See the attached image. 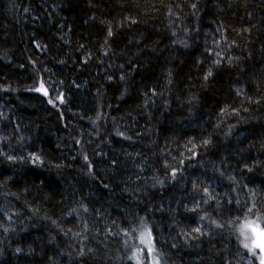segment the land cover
<instances>
[{
	"label": "trees",
	"instance_id": "trees-1",
	"mask_svg": "<svg viewBox=\"0 0 264 264\" xmlns=\"http://www.w3.org/2000/svg\"><path fill=\"white\" fill-rule=\"evenodd\" d=\"M263 142L264 0H0V264H248Z\"/></svg>",
	"mask_w": 264,
	"mask_h": 264
},
{
	"label": "rangeland",
	"instance_id": "rangeland-1",
	"mask_svg": "<svg viewBox=\"0 0 264 264\" xmlns=\"http://www.w3.org/2000/svg\"><path fill=\"white\" fill-rule=\"evenodd\" d=\"M262 217H264V215L263 216L258 215V216H255L253 218H246V219H244V221H242L244 223L241 222L242 224L241 223L239 224V228L243 224H245L247 221H255L256 223L252 224L250 227L251 228H255L256 229V232H257L258 230H260L261 228L264 227V225H263L264 224V219H260ZM145 225L151 231V229L148 226V224L145 221H143L142 224H139L136 233H133L135 235H133L132 233H127L126 234V237H124V240H123V244L125 245L126 251H129V257L130 258L133 257V254L134 253L137 254L138 259L137 258H131L132 262H134L136 264H159L158 261H160V259H159V257L157 255H155V253H156L155 251L156 250H155V247H154L153 237H152V247H153V251L151 253L149 252V248L145 244H142L140 242V233L143 230V228H144ZM248 234L250 236H252V232L251 231ZM130 238H132V240L134 242ZM131 241H132V243H131ZM247 253H248L247 255L249 257L248 264H255V260L254 259H256V261L259 262V258H258L257 252H256V255H252L247 250ZM155 256H157V258ZM258 262H257V264H258ZM160 264H163V263L161 262Z\"/></svg>",
	"mask_w": 264,
	"mask_h": 264
},
{
	"label": "snow or ice",
	"instance_id": "snow-or-ice-1",
	"mask_svg": "<svg viewBox=\"0 0 264 264\" xmlns=\"http://www.w3.org/2000/svg\"><path fill=\"white\" fill-rule=\"evenodd\" d=\"M211 75V73H209ZM37 91H40V89H37ZM47 94V93H45ZM49 103H52L50 100ZM201 219H204V217H201ZM264 219V217L260 218ZM215 223V222H213ZM256 223L255 221H247L245 224H243L239 228L240 235L243 237L241 240L242 246L248 250L249 253L252 255H256V249L259 248L261 252H264V230H261L259 233V240L255 239L254 237L257 235L256 229L251 228L250 226L252 224ZM217 227H220V225H217ZM258 227V226H257ZM194 231H199V229H194ZM249 231L252 232V236H250L248 233ZM140 242L142 244H145L149 248V252L151 253L153 251L152 247V233L145 225L143 230L140 233ZM131 258H137L138 256L136 253L133 254V257ZM260 264H264V257L261 258Z\"/></svg>",
	"mask_w": 264,
	"mask_h": 264
},
{
	"label": "bare ground",
	"instance_id": "bare-ground-1",
	"mask_svg": "<svg viewBox=\"0 0 264 264\" xmlns=\"http://www.w3.org/2000/svg\"><path fill=\"white\" fill-rule=\"evenodd\" d=\"M35 4H36V3H35ZM39 7H40V6H39ZM42 9H43V8H42ZM42 11H43V10H42ZM45 13H47V12L45 11ZM171 13H172V12H171ZM47 15H48V14H47ZM44 17H45V16H44ZM48 19H49V18H48ZM48 19H47V20H48ZM68 29H69V28H68ZM66 31H67V29H66ZM65 36H66V35H65ZM157 56H158V55H157ZM191 58H192V57H191ZM156 60H157V59H156ZM159 61H160V60H159ZM164 62H165V61H164ZM150 64H151V63H150ZM139 67H140V65H139ZM127 71H128V70H127ZM27 73H28V72H27ZM141 74H142V73H141ZM144 74H145V73H144ZM134 76H135V75H134ZM144 77H145V76H144ZM140 78H141V77H140ZM141 79H142V78H141ZM142 80H143V79H142ZM68 82H69V79H68ZM68 82H67V83H68ZM81 83L83 84L84 82H81ZM29 84H30V83H29ZM27 85H28V84H27ZM79 85H80V84H79ZM80 88H81V87H80ZM83 88H85V87H83ZM82 90H83V89H82ZM79 91H80V90H79ZM41 96H42V95H41ZM260 114H261V113H260ZM124 115H125V113H124ZM259 124H260V123H259ZM60 137H61V135H60ZM248 141H249V140H248ZM263 143H264V142H263ZM59 144H60V142H59ZM263 146H264V145H263ZM236 147H237V146H236ZM132 151H133V150H132ZM60 152H61V151H60ZM66 152H67V151H66ZM241 152H242V151H241ZM74 153H75V152H74ZM230 153H231V152H230ZM69 154H70V153H69ZM127 154H128V153H127ZM131 154H132V152H131ZM72 155H73V153H72ZM74 155H75V154H74ZM74 155H73V156H74ZM58 156H59V155H58ZM129 157H130V156H129ZM60 158H61V155H60ZM126 158H127V157H126ZM121 160H122V159H121ZM124 160H125V158H124ZM69 161H70V160H69ZM70 162H71V161H70ZM61 163H62V161H61ZM61 163H60V164H61ZM120 163H121V162H120ZM64 164H65V163H64ZM64 164H63V165H64ZM57 165H58V164H57ZM67 165H68V164H67ZM99 165H100V164H99ZM60 166H61V165H60ZM105 167H106V166H105ZM105 167H104V168H105ZM64 168H67V166L64 167ZM97 168H98V167H97ZM40 169H41V167H40ZM48 169H49V168H48ZM61 169H62V168H61ZM61 169H60V170H61ZM99 170H100V169H99ZM114 172H115V171H114ZM54 179H55V178H54ZM58 181H59V180H58ZM58 181H57V182H58ZM66 181H67V180H66ZM59 183H60V182H59ZM60 184H61V183H60ZM92 188H93V187H92ZM94 188H95V187H94ZM91 190H92V189H91ZM100 191H101V190H100ZM93 192H94V191H93ZM93 192H92V193H93ZM105 192H106V190H105ZM100 193H101V192H100ZM103 195H104V194H103ZM95 197H96V196H95ZM95 197H94V199H95ZM113 197H114V196H113ZM100 199H101V198H100ZM198 201H199V200H198ZM201 201H202V200H201ZM199 202H200V201H199ZM203 203H204V202H203ZM188 207H189V206H188ZM253 217H254V216H253ZM184 220H185V219H184ZM252 220H253V219H252ZM142 222H143V221H142ZM142 222H141L140 224H142ZM241 222H242V221H241ZM241 222H240V223H241ZM138 223H139V222H138ZM138 223H137V224H138ZM242 223H244V222H242ZM242 223H241V224H242ZM195 224H196V223H195ZM143 225H144V224H143ZM174 225H175V224H174ZM184 225H185V223H184ZM181 227H182V226H181ZM183 227H184V226H183ZM134 229H135V227H134ZM134 229H133V231H134ZM166 229H167V228H166ZM135 230H136V229H135ZM167 230H168V229H167ZM133 231H132V232H133ZM181 231H182V230H181ZM181 231H179V232H181ZM235 231H236V230H235ZM127 232H128V230H127ZM179 232H178V233H179ZM195 232H196V231H195ZM195 232H194V233H195ZM133 233H134V232H133ZM133 233H132V234H133ZM175 233H176V232H175ZM249 233H250V231H249ZM126 234H127V233H126ZM132 234H131V235H132ZM133 235H135V234H133ZM198 235H199V234H198ZM205 235H206V234H205ZM194 236H195V235H194ZM237 236H238V235H237ZM129 237H130V236H129ZM132 237H133V236H132ZM195 237H196V236H195ZM241 237H242V236H241ZM133 238H134V237H133ZM211 238H212V237H211ZM130 239L132 240V238H130ZM241 239H242V238H241ZM237 240H238V239H237ZM239 240H240V238H239ZM239 240H238V241H239ZM132 241H133V240H132ZM132 241H131V243H132ZM133 242H134V241H133ZM240 243H241V242H240ZM240 243H239V244H240ZM78 245H79V244H78ZM132 245H133V244H132ZM84 246H85V245H84ZM76 247H78V246H76ZM79 248H81V247L79 246ZM79 250H80V252H81L82 249H79ZM155 250H156V249H155ZM157 250H158V249H157ZM205 250H206V249H205ZM158 251H159V250H158ZM220 251H221V250H220ZM128 252H129V251H128ZM155 252H156V251H155ZM84 253H85V252H84ZM84 253H83V254H84ZM201 253H202V252H201ZM157 254H158V253H157ZM157 254L155 253V255H157ZM247 254H248V253H247ZM160 255H161V254H160ZM83 256H84V255H83ZM226 256H227V255H226ZM81 257H82V256H81ZM155 257L157 258V256H155ZM214 257H215V255H214ZM216 257H217V256H216ZM216 257H215V258H216ZM233 257H234V256H233ZM225 258H226V257H225ZM237 258H238V257H237ZM200 259H201V258H200ZM229 259H230V258H229ZM239 259H240V258H239ZM158 260H159V259H158ZM161 260H162V259H161ZM161 260H160V261H161ZM225 260H226V259H225ZM237 260H238V259H237ZM160 261H158L159 264L161 263ZM198 261H199V259H198ZM221 261H224V260H221ZM195 262H196V261H195ZM203 262H204V260H203ZM226 262H227V260H226ZM162 263H163V262H162ZM234 263H235V262H234ZM242 263H243V262H242ZM56 264H58V263H56ZM68 264H69V263H68ZM222 264H223V263H222Z\"/></svg>",
	"mask_w": 264,
	"mask_h": 264
},
{
	"label": "water",
	"instance_id": "water-1",
	"mask_svg": "<svg viewBox=\"0 0 264 264\" xmlns=\"http://www.w3.org/2000/svg\"><path fill=\"white\" fill-rule=\"evenodd\" d=\"M41 93H42L43 95H46L45 93H47V92L41 90ZM262 230H264V229H262ZM260 231H261V230H260ZM260 231H258V232H257V235L255 236V239H257V240H259V233H260ZM256 250H257V252L259 253V255H260V260H261V258L264 257V252H261V250H260L259 248H257Z\"/></svg>",
	"mask_w": 264,
	"mask_h": 264
}]
</instances>
